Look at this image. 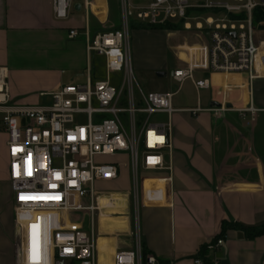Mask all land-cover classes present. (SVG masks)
I'll return each instance as SVG.
<instances>
[{"label": "built area", "instance_id": "1", "mask_svg": "<svg viewBox=\"0 0 264 264\" xmlns=\"http://www.w3.org/2000/svg\"><path fill=\"white\" fill-rule=\"evenodd\" d=\"M112 0H52L56 21L66 22L72 11L85 13V26L70 29L69 40L84 37L87 75L85 84H69L50 94L48 106H19L8 88V70L0 67V122L8 135L9 179L13 191L18 232L19 264H98L95 214L104 210L95 184L115 182L121 163L97 160L126 155L132 174V199L141 203L142 173H166L171 183L172 152L170 122L155 117L174 114L173 94H145L134 77L130 33L138 27L154 28L186 24L192 11H208L206 26L197 25L202 44L175 47L180 65L173 71L178 83L192 81L205 89L208 81H196V72L246 75L250 104L241 111L255 116L252 86L264 79V22H254V13L264 10V0H116L120 28L106 27L108 3ZM222 16V17H221ZM221 17V18H220ZM96 21L99 27L93 26ZM82 31V32H80ZM184 53L186 60L180 58ZM102 59L106 78L92 81V62ZM94 76H95V68ZM121 74L119 85L112 79ZM45 96V94H43ZM221 105V104H220ZM205 110L189 112L197 116ZM209 112H230L226 104ZM111 202H113L111 200ZM78 214H81L78 215ZM90 217L89 230L84 217ZM138 224V215L135 216ZM136 248L120 251L114 264H164L152 254L144 256L140 234ZM219 238L207 250L224 246ZM194 264H218L197 258Z\"/></svg>", "mask_w": 264, "mask_h": 264}, {"label": "crops", "instance_id": "2", "mask_svg": "<svg viewBox=\"0 0 264 264\" xmlns=\"http://www.w3.org/2000/svg\"><path fill=\"white\" fill-rule=\"evenodd\" d=\"M68 21L54 19L52 0H0V67L8 70V88L15 104L48 106L50 94L70 84L66 74L83 70L86 53L83 56L73 49L77 45L68 34L78 27H70ZM93 26L99 27L96 21ZM132 32L135 38L147 33ZM158 35L164 40V34ZM260 35L264 39V30ZM167 37L159 41V61L147 62L135 53L137 71L165 70L171 48ZM142 48L138 41L136 50ZM180 58L186 60L184 53ZM196 74L209 87L198 90L193 86L198 93L210 92L209 100L199 98L196 105L185 109L173 107L170 120L164 114L153 120L170 122L172 152L166 159L172 164V182L160 181L166 173H142L138 210L130 192L110 193L111 198L100 199L104 210L94 220L95 230L97 223L100 226L96 230L98 264H114L118 252L136 248V215L143 253L164 264H194L197 258L218 264H264V235L248 239L240 231L229 230L222 236L223 222L264 227V79L252 86L253 105L260 110L253 117L241 113L250 104L246 75ZM213 102L226 104L231 111H207L213 109ZM198 108L205 111L197 116L189 112ZM8 140L0 122V264H19ZM121 156L126 161H110L121 163L119 179L105 184L126 179L130 185L129 158ZM84 225L89 230V215L84 217ZM219 238L225 239L223 247L200 254Z\"/></svg>", "mask_w": 264, "mask_h": 264}, {"label": "rangeland", "instance_id": "3", "mask_svg": "<svg viewBox=\"0 0 264 264\" xmlns=\"http://www.w3.org/2000/svg\"><path fill=\"white\" fill-rule=\"evenodd\" d=\"M219 2H223L226 0H218ZM231 1V0H229ZM133 4H137L140 1L139 0H133ZM111 5V16H110V24L114 25L116 28H120L121 21H120V12L118 9V3L116 0H112L110 3ZM213 18L214 20L219 18L216 17L215 14H212L208 11H192L189 13V18L186 20V24L190 25L191 30H186L181 27V29H178L177 31H166V30H151L149 29H142L138 27L136 30L144 32L146 31L145 35L139 36V38H135L134 32L131 31L130 33V51H131V57H132V63H133V69H134V77L140 86V88L143 90L145 94L150 93H171L174 95L173 97V107L174 108H189L193 105H196L195 103L200 98L202 101H206L207 97L209 100L210 92H200L198 93L195 90V87L193 86L192 81H186L185 83H178L173 80V71L177 69L180 65H184L181 62L178 61V51L175 49V47L180 45H199L202 44L203 38L201 36V31L197 29V25L206 26V21L209 18ZM222 17V16H221ZM220 17V18H221ZM86 20H85V13L84 12H75L72 11L70 20L67 22V24L71 27H78L74 29H81L85 26ZM108 23V22H107ZM106 23V24H107ZM107 24L109 26L110 24ZM164 34L163 36L167 37L168 33L172 34V37L168 36V41L170 42V55H167L166 59V67L164 71H155V70H145V71H137L136 65L134 63L135 60V53L141 54L143 59L147 62L152 61H159L160 60V51H159V45H161V42L164 41L158 38L159 33ZM82 32V31H80ZM150 32V33H148ZM152 32V33H151ZM261 34V33H260ZM162 36V35H161ZM136 39V40H135ZM142 42L143 48L141 49V52L136 50L137 42ZM77 47H74L75 51H77L79 54L86 53L85 49V42L84 37L81 35L79 38L74 40ZM79 56V55H78ZM163 59V58H162ZM95 68V76H94V69ZM87 62L86 65L83 67V70L80 72H77L75 74L68 73L67 76V84H85L86 83V75H87ZM159 73H165L166 75L164 77H159ZM121 74L119 75H113L112 79L116 85H119ZM106 73L105 68L103 64L102 59H96L94 62H92V81L95 83L96 81L105 80ZM202 79L201 74L195 75V80ZM120 160L121 162L126 161V159L121 155H116L115 157H106L99 159L97 161L99 162H110L112 159ZM125 159V160H124ZM122 175V174H121ZM132 178H130V185L127 182V180H121L120 183H112V184H105V183H96L95 189L99 194H112V193H119V192H130V195H132ZM130 190V191H129ZM108 213H110V210H107ZM81 216V214H78ZM88 220V219H87ZM97 232L100 230L99 223L96 225ZM133 234L134 236L139 235V227L134 220L133 224Z\"/></svg>", "mask_w": 264, "mask_h": 264}, {"label": "trees", "instance_id": "4", "mask_svg": "<svg viewBox=\"0 0 264 264\" xmlns=\"http://www.w3.org/2000/svg\"><path fill=\"white\" fill-rule=\"evenodd\" d=\"M254 22L255 24L259 25L260 23L264 22V10L258 9L254 13ZM183 28V27H182ZM142 29H149L148 27H144ZM151 30H166V31H177L178 29H181V26L178 25H168L165 27H154L150 28ZM229 230H237L240 231L244 234V236L248 239H255L257 237L263 236L264 235V227L262 228H255V227H247L239 223H228V222H223L222 223V236L227 233ZM205 249L203 248L200 251L201 253L205 252ZM144 256H147V252L143 253Z\"/></svg>", "mask_w": 264, "mask_h": 264}, {"label": "water", "instance_id": "5", "mask_svg": "<svg viewBox=\"0 0 264 264\" xmlns=\"http://www.w3.org/2000/svg\"><path fill=\"white\" fill-rule=\"evenodd\" d=\"M76 9L79 11L80 10V6H77ZM166 74L165 73H159L158 76L159 77H164ZM210 107L213 109H219L221 107L220 104L213 102L210 104Z\"/></svg>", "mask_w": 264, "mask_h": 264}]
</instances>
